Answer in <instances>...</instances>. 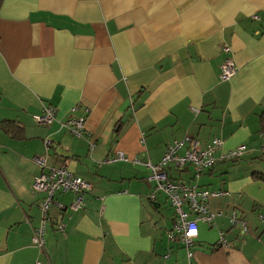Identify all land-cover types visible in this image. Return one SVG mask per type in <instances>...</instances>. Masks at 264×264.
<instances>
[{
  "label": "crops",
  "instance_id": "1",
  "mask_svg": "<svg viewBox=\"0 0 264 264\" xmlns=\"http://www.w3.org/2000/svg\"><path fill=\"white\" fill-rule=\"evenodd\" d=\"M226 58L235 74L220 81ZM44 106L56 111L48 126L34 120ZM85 109L81 138L60 128ZM262 110L264 0H2L0 264H264V181L254 176H264ZM186 136L220 139L217 156L246 149L200 176L225 194L208 199L214 224H198L191 257L167 240L174 211L145 166ZM116 151L141 164L103 163ZM40 156L44 169L32 161ZM50 167L92 188L78 211L73 193L55 194L38 249L43 195L32 182ZM169 175L189 181L192 169Z\"/></svg>",
  "mask_w": 264,
  "mask_h": 264
},
{
  "label": "built area",
  "instance_id": "2",
  "mask_svg": "<svg viewBox=\"0 0 264 264\" xmlns=\"http://www.w3.org/2000/svg\"><path fill=\"white\" fill-rule=\"evenodd\" d=\"M223 52L228 53L230 49L223 47ZM235 74V69L231 59L226 58L220 66V81H228ZM75 111V108L72 109ZM88 110H84L83 115L73 116L60 123V128L67 130L75 138L79 139L84 134V124ZM56 119V111L52 106H44L41 114L34 116L38 125L48 126ZM261 136V135H260ZM262 137V136H261ZM264 138V137H262ZM52 143L49 140L44 141V151L48 152ZM222 148V141L213 138L209 143L201 146L199 142L190 137H184L181 141H175L167 145L161 160L157 164L146 162L145 166L150 170V181L154 184V192L161 193L167 199L170 207L174 211V224L172 229L165 232L169 241L178 240L186 251L187 257H191V249L198 237V224L212 226L215 215L209 211L208 199L210 197L222 196L221 191H208L202 188L198 181L204 171L211 169L217 162L237 161L245 154V147L240 145L234 149L217 152ZM32 161L40 168L44 169L45 157H34ZM122 161L126 163L141 164L136 159L126 157L122 152L116 151L108 157L103 163ZM191 167L192 177L189 181L175 180L169 175L170 170L179 171ZM91 184L87 181L73 176L65 167H50L41 173L32 182V191L42 194V200L39 205L40 222L37 228L33 230L31 244L38 249L43 248L44 235L47 229L49 218V209L54 203V196L57 193H73V202L69 205L71 211H78L83 207V195L91 191ZM153 195L150 196V200ZM60 206V205H58ZM262 219L264 216L259 215ZM230 222L233 226L239 225L242 232L246 231V223L232 213ZM58 230L63 229V224L57 225ZM217 247L226 246V241L222 233L219 234ZM168 256L165 255V258Z\"/></svg>",
  "mask_w": 264,
  "mask_h": 264
},
{
  "label": "trees",
  "instance_id": "3",
  "mask_svg": "<svg viewBox=\"0 0 264 264\" xmlns=\"http://www.w3.org/2000/svg\"><path fill=\"white\" fill-rule=\"evenodd\" d=\"M1 2L2 0H0V5H1ZM259 119H260V130H259V134L264 137V110L261 111V114L259 116ZM5 124V122L3 123ZM2 124V126H3ZM5 129V127H4ZM232 162H235V161H232ZM255 178L258 179V180H262L264 181V176L260 175V174H254Z\"/></svg>",
  "mask_w": 264,
  "mask_h": 264
}]
</instances>
